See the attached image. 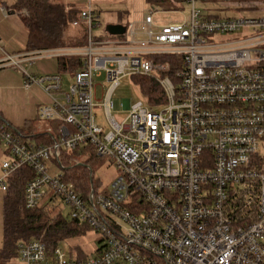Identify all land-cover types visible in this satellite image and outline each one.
I'll return each instance as SVG.
<instances>
[{
	"label": "built area",
	"instance_id": "1",
	"mask_svg": "<svg viewBox=\"0 0 264 264\" xmlns=\"http://www.w3.org/2000/svg\"><path fill=\"white\" fill-rule=\"evenodd\" d=\"M184 1L192 7L186 15L181 8L178 20L158 22L150 10L112 35L95 30L97 9L86 0L71 23L84 27L85 44L0 58V69L23 73L26 89L37 84L48 94L38 115L55 123L46 132L57 135L52 144L36 143L0 115V144L9 156L0 188L29 166L35 176L26 207L57 200L101 243L77 259L61 246L48 250L41 240H22V264H264V16L210 17L197 0ZM165 55L179 59L171 75V64L157 60ZM44 57L81 60L67 89L66 72L39 76L25 67ZM103 73L99 94L95 79ZM125 76L156 79L164 103L127 100L128 113L118 119L112 96ZM98 105L106 125L98 122ZM85 145L116 167L106 192L80 190L65 174L63 150Z\"/></svg>",
	"mask_w": 264,
	"mask_h": 264
},
{
	"label": "trees",
	"instance_id": "2",
	"mask_svg": "<svg viewBox=\"0 0 264 264\" xmlns=\"http://www.w3.org/2000/svg\"><path fill=\"white\" fill-rule=\"evenodd\" d=\"M148 1L159 3V1L169 2L170 0ZM9 9L20 15L28 32L25 51L85 44L86 42L84 29L77 33L71 31V23L79 16L80 11L77 8L68 9L60 0H15ZM96 13L98 14L99 11L97 10ZM157 60L171 64L170 70L167 72L170 75L175 71L179 62L178 57L170 55L159 57ZM58 66L59 72H74L81 67V60L76 57H60ZM137 82L142 94L146 96L153 107L164 103V93L156 79L138 76ZM34 121L33 119L28 120L23 126L17 128L10 126L26 134L36 143L52 144L57 137L56 133L43 132L40 128L41 125L38 129ZM42 124L47 125V123ZM84 155L89 156L86 163L98 158L94 148L90 145L78 146L72 150L65 149L62 153L64 164H66L67 178L73 181L78 188H81L80 190L86 191L94 187V179L93 175H89L85 161L77 159ZM34 176L32 168L25 165L15 170L7 178L2 207L3 239L0 246V264H13L15 259H19L17 243L31 239L45 242L48 250H54L58 246L64 248L61 244L67 243L69 251L64 249L71 257L86 258L88 255L79 248V245H73L71 241L86 235L91 229L89 225L71 219L69 213L65 214L62 204L50 197L36 207H26V187ZM237 205L235 211L240 216L246 210L245 205L243 201ZM97 240L99 241V238Z\"/></svg>",
	"mask_w": 264,
	"mask_h": 264
},
{
	"label": "rangeland",
	"instance_id": "3",
	"mask_svg": "<svg viewBox=\"0 0 264 264\" xmlns=\"http://www.w3.org/2000/svg\"><path fill=\"white\" fill-rule=\"evenodd\" d=\"M5 1L7 3L12 2V0ZM81 3L85 5L86 0H81ZM92 5L94 8L99 9L101 14V23L95 29L97 32H99V29L104 28L106 23L112 21H122L123 23L128 21L141 22L145 13L150 10L154 12L155 18L158 22L178 20L182 16V14L179 13L181 8L183 13L186 15L190 12L192 7L190 3L183 0H170L169 2L159 1V3L150 2L148 0H93ZM196 8L199 9L202 14L210 17H225L237 13L264 16V0H197ZM160 11H162V13ZM72 32L76 33L77 31L72 29ZM234 36L236 35H228V37ZM218 37L219 36H217V38ZM221 39L225 40L224 36H221ZM78 45H83V43ZM25 67H27L30 73L39 76L55 74L58 72L57 59L54 57L38 58L33 66L30 67L26 65ZM14 70L15 69L10 67L0 69V107L2 108L4 115L13 120V122L23 123L26 118H31V120H35L34 123L37 128L40 129L39 126L42 123H45V121L36 116L35 103L36 101H40L43 104H49L50 99L47 96L48 94L45 93V91L38 85H34V87H32L29 91L26 90L23 85L24 80L21 77L22 74ZM137 77L138 76L123 77L120 80V84L114 90L112 96L114 104L113 114L118 119H123L128 113L126 108H124V104L127 100H130L132 103L141 99L144 100L145 103L148 102L146 96L141 92L140 85L137 82ZM95 80L98 84L97 91L101 94L102 86L106 85L105 73L97 77ZM68 83L69 82L67 81L65 82V89H67ZM95 114L101 125L107 124L102 106L98 105L95 107ZM1 148L5 149L3 146H1ZM261 153L264 156V145L261 148ZM77 159L85 161V166L88 169L89 175H91L92 169L94 179L93 185L97 191L105 192L111 188L117 176V170L107 158L98 157L95 160H90L88 163H86V160L89 159L88 155H84V157L81 158L78 157ZM77 159L74 158V160ZM61 160L64 164V156L61 157ZM64 165L66 166V164ZM90 184L92 185L91 182ZM3 193V190L0 188V246L3 237ZM62 206L65 214H67L68 210L65 209L64 205ZM71 243L73 245H79V248L87 255L94 254L101 246V243L97 240L96 233L92 229H90L88 233L81 238L79 237L72 240ZM61 245L68 250L67 243H62ZM13 264H20V260L15 259Z\"/></svg>",
	"mask_w": 264,
	"mask_h": 264
},
{
	"label": "crops",
	"instance_id": "4",
	"mask_svg": "<svg viewBox=\"0 0 264 264\" xmlns=\"http://www.w3.org/2000/svg\"><path fill=\"white\" fill-rule=\"evenodd\" d=\"M14 1L15 0H12V2L7 3L5 0H0V2H1V5H0V58L3 57L5 54H15V53L25 51V48L27 45L28 32L24 26V23L22 22V19L18 13H14L9 9V7H11L13 5ZM60 1L64 2V4L67 6L68 9L77 8L80 11V9L83 8V6H84L83 3H81V0H60ZM97 10L99 11V9H97ZM97 15L99 16L98 18H99V24H100L101 23L100 11ZM2 21H4V22H2ZM108 23H121L122 24L123 22L122 21H112V22H108ZM108 23H106V24H108ZM83 28L84 27L73 28L71 26V31H72V29H75L77 32H79ZM102 31H106L105 27L99 29V32H102ZM72 33H75V32H72ZM56 59H57V71L59 72L58 58H56ZM33 65H30V67ZM10 68H13L16 70V72L21 73L22 74L21 77L23 78V80L25 82V77L21 71H19L17 68H14V67H10ZM69 73H72V72H66L64 75L67 82H68V78H69V80H71ZM10 74H12V73H10ZM21 74H19V75H21ZM24 82H23V85L25 87ZM34 85H37V84H33L29 89H26V88L25 89L29 91V90H31L32 87H34ZM38 86L42 89V87L40 85H38ZM48 98L50 99L49 96H48ZM41 105H43L42 102L36 101L35 106H36V116L37 117H39L38 109ZM0 114L3 118V120L7 121L11 126H13L15 128L21 127L25 124L26 121L31 120V118H29V119L26 118L27 120L25 119V122H23V123H15V122H13V120L9 119L7 116L4 115L1 107H0ZM45 123H47V125L41 124V127H40L43 132L46 131L48 126L54 127V128L56 127L55 123L53 124V123H49L46 121H45ZM1 146H0V174L2 172L3 163L9 158L5 149L4 148L2 149ZM1 190H3V189L1 188ZM3 192L4 193L2 194V207H3V197L5 194V190H3ZM2 224H3V219H2ZM2 239H3V237H2ZM1 245H2V242H1ZM20 264H22L21 261H20Z\"/></svg>",
	"mask_w": 264,
	"mask_h": 264
},
{
	"label": "water",
	"instance_id": "5",
	"mask_svg": "<svg viewBox=\"0 0 264 264\" xmlns=\"http://www.w3.org/2000/svg\"><path fill=\"white\" fill-rule=\"evenodd\" d=\"M105 30L112 35L123 34L126 31V26L121 23H108L105 25Z\"/></svg>",
	"mask_w": 264,
	"mask_h": 264
}]
</instances>
